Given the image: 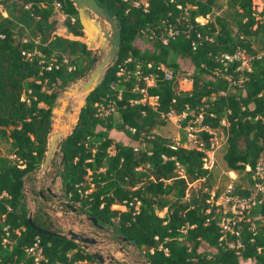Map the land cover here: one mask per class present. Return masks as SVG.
I'll list each match as a JSON object with an SVG mask.
<instances>
[{
  "label": "trees",
  "instance_id": "trees-1",
  "mask_svg": "<svg viewBox=\"0 0 264 264\" xmlns=\"http://www.w3.org/2000/svg\"><path fill=\"white\" fill-rule=\"evenodd\" d=\"M95 1L118 20L120 44L115 65L54 154L62 195L143 251L150 264H264V196L251 193L262 181L252 175L264 150V7L255 13L251 0ZM55 12L68 34L82 35L70 0H0V143L6 145L0 151V264H97L72 240L38 233L26 222L22 185L44 158L54 98L90 63L83 41L55 32ZM239 50L250 57L247 69L221 59ZM177 59L190 64L189 74ZM183 78L188 90L178 88ZM141 91L155 103L140 102ZM168 113L184 114L181 126L197 129L195 146L154 132ZM112 129L126 140L112 137ZM214 129L224 135L222 161L245 181L228 193L249 198L241 216L214 204L218 189L209 194L217 181L215 168L206 166ZM223 216H233L232 231H220ZM32 219L60 231L38 202ZM35 241L37 261L26 253Z\"/></svg>",
  "mask_w": 264,
  "mask_h": 264
},
{
  "label": "water",
  "instance_id": "water-1",
  "mask_svg": "<svg viewBox=\"0 0 264 264\" xmlns=\"http://www.w3.org/2000/svg\"><path fill=\"white\" fill-rule=\"evenodd\" d=\"M70 1L75 8L77 21L86 38L85 44L90 63L89 68L85 73L68 81L54 98L49 113L44 158L36 171L31 174L32 177L38 179L44 176L50 169L53 155L60 151L63 137L76 120V118H74L72 122H68L72 103L74 101L77 103V116V113L81 109L89 93L98 86L117 61V51L120 44V25L118 20L114 16L108 14V12L98 5L95 0ZM54 177H57L56 172H54ZM49 183H52V179H49ZM22 186V195L28 210L26 222L38 233L60 238H68L74 241L78 246L88 252L97 264H116L115 260H117V253L126 256L127 251L122 245L117 246V253H113V251H101V249L97 247L99 241L95 239V236H98L97 233H90L91 235L84 236V233L81 231H74L71 228L64 231H48L38 227L34 224L32 219V212L35 205L31 198L32 190L27 183H23ZM44 189L51 199H58V202L56 201L55 203V209L60 212L62 211L63 215H66L68 212L74 213L78 216V222H81L80 220L83 218V220H86L91 227L98 230L104 229V227L99 225L94 218L81 213L74 205L68 203L62 194L55 193L50 186H47ZM36 192L40 199L45 200L41 194L40 188L37 189ZM115 238L126 245V247H131L135 253L136 247L125 237L116 234ZM108 240L109 239H105L101 242L105 243ZM137 262L138 264H150L145 259H138Z\"/></svg>",
  "mask_w": 264,
  "mask_h": 264
},
{
  "label": "rangeland",
  "instance_id": "rangeland-1",
  "mask_svg": "<svg viewBox=\"0 0 264 264\" xmlns=\"http://www.w3.org/2000/svg\"><path fill=\"white\" fill-rule=\"evenodd\" d=\"M142 1H144V0H142ZM220 2H223V0H220ZM251 2H252V6L257 11L261 10V8L264 7V1L263 0H251ZM53 18L58 21V25H57V27H55V32L58 35L63 36V37H68L71 39H78V40L83 41L85 43L86 38H85V35L83 34V32H82V35L80 37H72L60 25L61 21L63 20V15H60L58 12H55L53 15ZM64 30H65V32H64ZM63 34H66V35L64 36ZM134 43L136 45H138L140 48L146 47V44L144 42L138 40V39ZM177 62L179 64L180 69L185 74L190 73L191 66L186 60L177 59ZM179 77H181V76H179ZM147 80H149V81H147V83L151 82L150 79H147ZM178 88L180 90H188L190 88V81L185 79V78L179 79ZM76 104H77L76 101H74L71 105V108L69 111V116H68V122H72L74 120V118H76L75 117L76 116ZM183 115L184 114L174 115V114L170 113L169 115H167L165 125L158 127V128H155L154 132L161 135V136L167 137L171 142L178 144L182 147H193V146H195L197 144V142H196L194 131H196L197 129H195L193 126H190L188 124L185 126H181L180 120L182 119ZM198 119H199V117L196 119V121ZM212 131L215 134L214 135L215 141L212 140V148H210L206 152V155L208 158L207 162H206V166L215 168V170L217 172V181L215 182L212 189L209 191V194L212 195L214 193L215 189L216 190L218 189L220 194L214 200V204L221 208L222 213L228 212L231 214L241 216L242 214L240 212L242 209H245L247 204L243 200H239V202H234L233 201L234 198L233 197L230 198L231 196L229 197L228 193H229L230 188H232V185L240 183L242 186H244L245 181L243 179H241V175H242L241 173L229 170L226 167L225 163L221 159V151L220 150H221V145L224 142V135H223L221 129H214ZM109 134L112 137H115L119 140H122V141L126 140L121 135V133L116 129H112L109 132ZM0 151L2 154L6 152V145L4 143H0ZM56 159H57V156L53 155L52 160H51L50 170H49L50 176L53 174V172H55V169H56L55 161H56ZM41 180H44V177H41L40 179H35L34 185L36 187H39V183L42 182ZM198 185H199V181H195V182L190 183L189 184V187H190L189 191H191V189L196 188ZM52 188H53V191L55 193L62 194L61 190H60V180L58 177L53 176ZM256 191L262 192V194L264 196V176L262 177L261 182H258L256 185L254 184L253 189L251 190V193L255 194ZM41 194L45 198L47 196H49L48 193H44L42 191H41ZM31 198L34 201V203L38 202L39 204H41L43 206V208H45L51 214H53L54 218L56 220H59L63 226L68 225V224H70V225L72 224L71 226L77 228L76 219H78V216L76 214L68 212L66 215H63L62 211L60 212L59 210L55 209L54 204H48L46 200L39 199L36 196H33L32 194H31ZM40 200H42L43 202ZM111 208L119 209V210L124 209V207L122 205H117V204L111 205ZM163 212H164L163 210L158 211L157 212L158 216H162ZM223 218L224 217H222L221 219H223ZM86 225L89 226L87 221H86ZM124 249L127 251L126 255L128 256V253L132 250L131 247H124ZM135 253H136V258L145 259L143 251L136 250ZM116 257L118 259H121L119 261L120 263H118V264H137L135 262L132 263V261L127 260V259L122 260V256L119 254H116Z\"/></svg>",
  "mask_w": 264,
  "mask_h": 264
},
{
  "label": "built area",
  "instance_id": "built-area-1",
  "mask_svg": "<svg viewBox=\"0 0 264 264\" xmlns=\"http://www.w3.org/2000/svg\"><path fill=\"white\" fill-rule=\"evenodd\" d=\"M264 1V0H263ZM54 7H58V3L54 2ZM254 8V7H253ZM263 8V7H262ZM261 8V10H262ZM261 10L257 11L255 8H254V11L255 13H259ZM221 59L223 61H237L239 62V65H238V69H244V68H248V62H249V59L250 57L244 52V51H236L232 54H222L221 55ZM170 75V72L169 71H166L164 73V76L167 78L169 77ZM146 81H149L146 79ZM151 81V80H150ZM140 102H147L149 103L150 105H153L155 103V97H147L145 95V93L143 91H141V98L139 99ZM98 108L99 109H102L101 105H98ZM170 113H168L167 115H169ZM211 133V136L209 138V141H210V148H212V140L215 141V134L214 132L211 130L209 131ZM264 176V150L260 153L257 161H256V164H255V167H254V173L252 175V178H259L260 180H262V177ZM258 182H256L257 184ZM255 184V185H256ZM229 196V195H228ZM230 197V196H229ZM234 198L233 201L234 202H239V200H243L245 201V203L247 204L245 209L248 207V201H249V198L247 199H242V198H237L235 196H231L230 198ZM245 209H242L241 212ZM240 212V213H241ZM235 214H233L234 216ZM233 216H223L224 218L220 220V231L221 232H225V231H232V224L234 223V218ZM26 253L31 255L33 257V260L34 261H37L41 255H40V248L38 247V244H37V241H35L30 247L26 248Z\"/></svg>",
  "mask_w": 264,
  "mask_h": 264
},
{
  "label": "flooded vegetation",
  "instance_id": "flooded-vegetation-1",
  "mask_svg": "<svg viewBox=\"0 0 264 264\" xmlns=\"http://www.w3.org/2000/svg\"><path fill=\"white\" fill-rule=\"evenodd\" d=\"M50 170V169H49ZM48 170V172L44 175V176H42V177H44V180H41L42 182L41 183H39V187H36L35 185H34V181H35V179H38V178H36V177H30V179L29 180H27V183L29 184V186L32 188L31 190H32V195L33 196H36L37 198H39V196H38V194H37V189H41V191L42 192H44V193H47L46 191H45V187H47V186H50V188H52V183L50 184L49 183V179H52L53 180V176H54V172H53V174L50 176V171ZM40 179V178H39ZM52 190H53V188H52ZM33 192H35V194L33 193ZM44 197V196H43ZM45 198V197H44ZM40 199V198H39ZM49 199H51L50 198V196H47L46 198H45V200L47 201V203L48 204H54L55 205V203H56V201L58 202V199H51V200H49ZM40 201H42V200H40ZM43 202V201H42ZM76 217V216H75ZM56 220V219H55ZM81 222H78V219H76V225H77V228L76 227H73V226H71L70 224H68V225H65V226H63L61 223H60V221L59 220H56V222H57V224H58V227H59V229H60V231H64V230H66V229H69V228H71L72 230H74V231H81L82 233H84V236H86V235H91L90 233H97L98 234V236H95V239L96 240H98L99 242V244H97V247H99L100 249H101V251H113V253L114 252H116V248H117V246L118 245H122V247L124 248V247H126V245H124L122 242H120L119 240H116V238H115V235H116V233H113L111 230H109V229H106V228H104L103 230H98V229H96V228H93V227H91L90 225L88 226V225H86V221L85 220H83V219H81L80 220ZM89 224V223H88ZM93 236V235H92ZM107 240V239H109L107 242H105V243H102L101 241L102 240ZM74 242V241H73ZM75 243V242H74ZM78 243H81V242H78ZM77 244V243H76ZM85 244V243H84ZM94 249V248H93ZM132 251V250H131ZM129 252L128 253V256L126 255V256H124V255H121V254H119V253H117V254H119V255H121L122 256V260L123 259H127V260H130V261H132V263L133 262H135V263H137L138 264V262H137V260H138V258H136V253H134L133 251L132 252ZM117 258V257H116ZM121 259H118L117 258V260H115V262H116V264H118V263H120L119 261H120Z\"/></svg>",
  "mask_w": 264,
  "mask_h": 264
},
{
  "label": "crops",
  "instance_id": "crops-1",
  "mask_svg": "<svg viewBox=\"0 0 264 264\" xmlns=\"http://www.w3.org/2000/svg\"><path fill=\"white\" fill-rule=\"evenodd\" d=\"M64 32H65V30H64ZM64 36L66 35V34H63Z\"/></svg>",
  "mask_w": 264,
  "mask_h": 264
}]
</instances>
